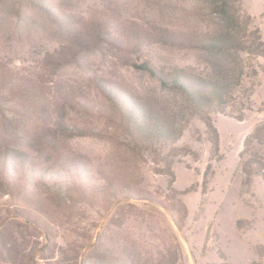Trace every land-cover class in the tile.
Wrapping results in <instances>:
<instances>
[{"label": "rangeland", "instance_id": "1", "mask_svg": "<svg viewBox=\"0 0 264 264\" xmlns=\"http://www.w3.org/2000/svg\"><path fill=\"white\" fill-rule=\"evenodd\" d=\"M47 2L74 32L95 29L96 41L69 57V36L41 8L0 2V150L48 157L47 166L67 169L71 188L63 201L37 180L0 192V264H264V171H242L245 139L264 125V59L246 80L249 100L211 115L215 147L185 101L143 69H205V55L184 46L217 31L202 0ZM240 8L264 41V0ZM129 27L167 30L181 45L132 49ZM96 79L183 117L180 138L142 147L105 117ZM252 145L264 162V145Z\"/></svg>", "mask_w": 264, "mask_h": 264}, {"label": "trees", "instance_id": "2", "mask_svg": "<svg viewBox=\"0 0 264 264\" xmlns=\"http://www.w3.org/2000/svg\"><path fill=\"white\" fill-rule=\"evenodd\" d=\"M208 8L209 16L218 19L217 31L210 35L193 36L186 39L187 48L197 50L206 57V67L202 71L190 68L155 67L147 62L143 69L156 78L161 87L178 94L186 103V109L206 125L215 147L218 134L211 121L212 114H221L234 105H243L240 100H249L248 84L256 75L255 63L264 59V41L256 26L249 29L251 20L242 13L241 0H202ZM5 4L33 5L42 9L56 29L69 36L71 53L90 51L97 37L95 29L74 32L71 20L57 14L47 5V0H0ZM124 29L126 43L135 50L147 49L153 44L179 46L176 35L167 30H159L152 35L141 34L133 27ZM229 61L231 63H229ZM251 72V74H250ZM109 100V111L105 117L110 122L125 128L129 137L142 147L156 151L157 147L173 145L181 136L176 127L177 120L184 118L167 116L154 107L133 97L120 88L104 80H95ZM248 92V93H247ZM244 100V101H245ZM180 117V118H179ZM264 145V125L255 129L244 142V153L248 154L242 171L246 175H262L264 162L252 151V144ZM48 157L5 147L0 150V192H9L19 181L37 180L44 196L63 201L69 195L71 183L65 178L67 169L63 166H47ZM173 181L174 174L167 167L165 172ZM238 225V222H237ZM258 264V263H253Z\"/></svg>", "mask_w": 264, "mask_h": 264}]
</instances>
